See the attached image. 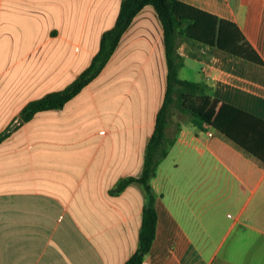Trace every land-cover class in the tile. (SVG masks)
Returning <instances> with one entry per match:
<instances>
[{
  "label": "crops",
  "instance_id": "crops-1",
  "mask_svg": "<svg viewBox=\"0 0 264 264\" xmlns=\"http://www.w3.org/2000/svg\"><path fill=\"white\" fill-rule=\"evenodd\" d=\"M236 23L264 62V0H181ZM121 0H0V264H123L138 246L139 176L166 84L147 4L104 68L62 107L12 124L98 51ZM204 93L264 119V64L181 39ZM191 59V62L187 61ZM183 78V77H182ZM211 132L212 134H209ZM150 183L156 233L142 264H264V162L178 107Z\"/></svg>",
  "mask_w": 264,
  "mask_h": 264
},
{
  "label": "trees",
  "instance_id": "trees-1",
  "mask_svg": "<svg viewBox=\"0 0 264 264\" xmlns=\"http://www.w3.org/2000/svg\"><path fill=\"white\" fill-rule=\"evenodd\" d=\"M147 4L156 11L163 29L166 84L154 130L144 150L142 171L139 176L121 178L114 188V191H121L136 181L145 191L138 246L123 264H142L155 237L156 195L150 180L173 142V138L167 134V126L175 105L190 114L195 121L207 123L221 131L264 162V119L219 97L204 93L199 81L180 77L179 69L184 63V57L177 51V47L181 39L197 40L259 64H264L262 58L235 22L181 0H121L115 22L102 33L98 51L89 65L64 88L46 92L28 101L20 111V122L30 119L38 111L62 107L98 75L134 16ZM6 132L0 133V139Z\"/></svg>",
  "mask_w": 264,
  "mask_h": 264
},
{
  "label": "rangeland",
  "instance_id": "rangeland-1",
  "mask_svg": "<svg viewBox=\"0 0 264 264\" xmlns=\"http://www.w3.org/2000/svg\"><path fill=\"white\" fill-rule=\"evenodd\" d=\"M187 61L191 62V59H187ZM195 67L191 70V71H188L187 69H181L180 72H179V76L180 77H183V78H193L195 77V71L198 70V63H194ZM177 106L175 105L174 108H176ZM173 108V109H174Z\"/></svg>",
  "mask_w": 264,
  "mask_h": 264
},
{
  "label": "built area",
  "instance_id": "built-area-1",
  "mask_svg": "<svg viewBox=\"0 0 264 264\" xmlns=\"http://www.w3.org/2000/svg\"><path fill=\"white\" fill-rule=\"evenodd\" d=\"M16 123H20V117H16V118H14V120L12 121V124H16ZM209 134H212V133L209 132Z\"/></svg>",
  "mask_w": 264,
  "mask_h": 264
}]
</instances>
